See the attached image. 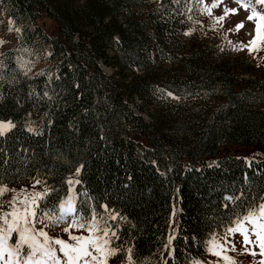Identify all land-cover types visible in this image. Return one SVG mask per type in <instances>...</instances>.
I'll list each match as a JSON object with an SVG mask.
<instances>
[{
	"label": "trees",
	"instance_id": "16d2710c",
	"mask_svg": "<svg viewBox=\"0 0 264 264\" xmlns=\"http://www.w3.org/2000/svg\"><path fill=\"white\" fill-rule=\"evenodd\" d=\"M1 1L21 34L0 54V121L16 125L0 136V187L39 178L55 189L46 199L58 203L72 194L67 179L79 180L78 209L88 201L97 213L106 204L119 214L117 264H127L129 247L134 264H192L214 233L264 202V159L224 153L230 145L264 147V74L245 77L238 61L210 45L181 41L192 0H161L144 12L134 7L144 0ZM42 19L53 22L52 35ZM38 39L51 65L34 76L19 60ZM135 69L146 75L127 83ZM161 91L206 102L198 122L174 115L143 122L131 102Z\"/></svg>",
	"mask_w": 264,
	"mask_h": 264
},
{
	"label": "snow or ice",
	"instance_id": "6c2138e0",
	"mask_svg": "<svg viewBox=\"0 0 264 264\" xmlns=\"http://www.w3.org/2000/svg\"><path fill=\"white\" fill-rule=\"evenodd\" d=\"M200 2L202 3L203 0ZM235 2L239 8H243L249 13L246 19L254 24V35L249 33L253 38L239 50L247 48L250 54L264 51V23H262L264 22V0H254V2L253 0H235ZM220 3L222 0H214L211 6L205 8V11L208 15H212L211 9L218 7ZM257 6H260L261 10H258ZM223 11L224 15L216 17L218 23L223 21L229 13L237 14L239 9L225 7ZM243 27L244 22L241 21L235 26L234 31H239ZM260 59L264 60V56H261ZM168 95L171 96L172 93H168ZM44 96H48V93L45 92ZM15 127L16 125L12 121H0V136ZM29 131H34V129L29 128ZM2 163H7V161L4 160ZM83 168V164L79 165L74 175L79 176ZM42 183L45 182L36 178L33 188ZM66 183L71 193L74 191L75 185L81 182L70 177ZM7 191L9 189L6 187H0V195ZM11 191L16 192L15 189ZM53 191L55 189L51 188L31 193L21 190L7 202L10 205V210L4 211L0 207V264H108V259L120 251L119 248L110 247L112 237L119 239L117 233L111 229L106 220L101 226L97 219L96 209L88 201L82 202L79 209L74 203L76 197L71 194L67 198L60 199L58 203L49 202L46 197ZM242 196L243 193L235 197L227 196L225 200H241ZM261 200L264 201V197H261ZM224 207L227 208L228 205L225 204ZM100 208L105 213L109 212L106 204L100 205ZM85 210L89 211L90 218L88 219H85ZM118 215V213L110 214L109 219L114 221ZM37 223L43 224L45 228L64 224L63 231L68 234L69 240L49 237L44 228L37 229L35 227ZM73 229L84 230L88 235H73ZM13 234L16 236L15 241L12 240ZM236 234L242 237L241 255L248 253L255 257L258 253L254 249L259 248V255L264 257V202L249 206L243 214H237L231 220L221 237L224 243H221V239H217L214 233L205 242L206 250L227 264H237L234 258L226 254L229 251L228 244H231V251H236L235 243L229 239ZM174 238L170 236L168 244L165 245V248L169 250V255L174 251L170 248ZM132 251L131 247L125 250L127 264H134ZM192 264H201V262L193 261ZM212 264H219V260ZM258 264H264V259H261Z\"/></svg>",
	"mask_w": 264,
	"mask_h": 264
},
{
	"label": "rangeland",
	"instance_id": "374dc122",
	"mask_svg": "<svg viewBox=\"0 0 264 264\" xmlns=\"http://www.w3.org/2000/svg\"><path fill=\"white\" fill-rule=\"evenodd\" d=\"M160 1L161 0H144L141 4L135 3L134 7L139 9L140 12L150 11L158 7L160 5ZM213 2L214 0H203L202 3L200 0H192L189 3L186 13V20L189 23V29L180 36L181 41L190 48H194L199 44L210 45L211 48L225 60L238 61V70L245 77L262 76L264 74V60L260 59V57L264 56V51L253 52L250 54L247 48L239 50L244 44H247V42L253 38V36L249 35V33H253L254 35V24L253 22H250L246 19L249 13L244 11L243 8H239V5L236 4L235 0H222V3H220L218 7L211 9L212 15H208L207 11H205V8L211 6ZM225 7L238 8L239 11L237 14L229 13L227 16H225L223 21L218 23L216 21V17L224 15L223 10ZM257 9L261 10L260 6H257ZM241 21L244 22V27L239 31H234L235 26ZM39 24L49 35H52L56 31L53 22L49 19L39 20ZM29 27L32 28L31 25H29ZM20 34L21 26L11 21L2 1L0 0V41H3V43H0L1 55L14 49L18 45ZM49 55L50 51L48 45L38 39L34 45L22 53V56H20L19 60V67L24 71V73L38 76L45 68L51 65L47 59ZM102 66L106 73H115V69L107 67L106 65ZM143 75L145 76L146 73H144L142 70L135 69L125 77L126 82L130 83L134 78H138L139 81V77ZM152 75L153 74L151 73L150 77ZM148 79L150 80L151 78ZM131 103V107L135 114L141 116V119L145 123H152L154 121L157 122V120L161 117L174 115L178 116L180 122L185 124L188 123L190 125H195L198 122L200 112L202 109L206 108L205 105L207 104L206 102L203 104L199 103L198 101L181 98L173 94L169 96L167 92L163 91L148 95L145 100L136 98L134 102ZM139 106L143 108L140 109ZM138 139H141V137ZM224 153L229 155H242L247 160V162H250L252 159H264V147L230 145L225 149ZM75 177L77 178V176ZM34 183L35 180L28 179L15 186H1L9 189V191L4 192L3 195H0V207H2V210H10V205L7 202L16 195V192L25 190L27 193H31L33 191H43L45 188H49L46 183L36 185V187L33 188ZM12 189H15L16 192L11 191ZM71 195L76 197L74 203L77 207V204H79V202L82 200V196L76 193L75 190ZM21 199H23V196H21ZM176 209L178 210L177 207ZM110 214L115 215L113 213H97V219L100 221L101 226L104 225V221L106 220L111 229L116 232L114 224L116 223L117 219L114 221L109 219ZM177 215L178 211H175L174 214H172L173 225L176 224L178 218ZM101 217H103V219H101ZM35 227L37 229L44 228L49 237L60 238L66 241L69 240L68 234L63 231V228L65 227L64 224L45 228L43 224L37 223ZM176 232V226L175 228L170 229V234L173 235V237L175 236ZM72 234L88 235V233L84 230L76 229L72 230ZM223 235L224 231L217 233L216 237L217 239H221ZM15 239L16 236L13 234L12 240L15 241ZM115 239V237H112L110 247H113V242ZM229 239L235 243L236 251H231V244H228L227 248L229 251H227L226 254L234 258L237 264H258L261 259H264V257L259 255V248L254 249V251L258 253L255 257L248 253L241 255L243 242L242 237L239 234H236L234 237H229ZM221 243H224L222 239ZM114 257L115 256H112L108 259V264H117L114 261ZM217 260H219V264H227V262L223 261L221 258L211 255L207 250L203 258H201L199 261L201 264H212V262Z\"/></svg>",
	"mask_w": 264,
	"mask_h": 264
}]
</instances>
